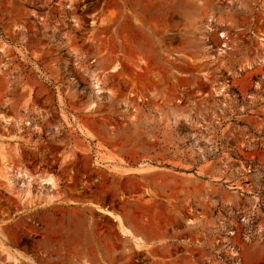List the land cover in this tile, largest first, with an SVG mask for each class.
<instances>
[{
	"label": "rangeland",
	"instance_id": "374dc122",
	"mask_svg": "<svg viewBox=\"0 0 264 264\" xmlns=\"http://www.w3.org/2000/svg\"><path fill=\"white\" fill-rule=\"evenodd\" d=\"M0 264H264V0H0Z\"/></svg>",
	"mask_w": 264,
	"mask_h": 264
},
{
	"label": "bare ground",
	"instance_id": "6f19581e",
	"mask_svg": "<svg viewBox=\"0 0 264 264\" xmlns=\"http://www.w3.org/2000/svg\"><path fill=\"white\" fill-rule=\"evenodd\" d=\"M42 182L44 183H47V184H52V181H50V180H42ZM52 186V185H51ZM106 213V212H105ZM123 233L124 234H126V235H129L130 234V231L129 230H127V229H125V230H123Z\"/></svg>",
	"mask_w": 264,
	"mask_h": 264
}]
</instances>
